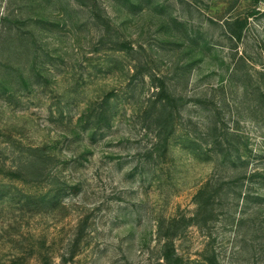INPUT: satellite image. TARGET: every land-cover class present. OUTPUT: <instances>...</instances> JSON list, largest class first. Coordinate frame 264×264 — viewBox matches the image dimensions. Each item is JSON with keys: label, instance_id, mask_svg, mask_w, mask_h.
Here are the masks:
<instances>
[{"label": "rangeland", "instance_id": "obj_1", "mask_svg": "<svg viewBox=\"0 0 264 264\" xmlns=\"http://www.w3.org/2000/svg\"><path fill=\"white\" fill-rule=\"evenodd\" d=\"M169 244L264 264V0H0V264Z\"/></svg>", "mask_w": 264, "mask_h": 264}, {"label": "trees", "instance_id": "obj_2", "mask_svg": "<svg viewBox=\"0 0 264 264\" xmlns=\"http://www.w3.org/2000/svg\"><path fill=\"white\" fill-rule=\"evenodd\" d=\"M256 14H257V11L253 10L247 15L246 18L239 20L237 22L238 30L234 31V36L236 39H240L243 29L247 26L248 20L250 18H253ZM160 92H161L162 98L170 101V96L167 92V88L165 84H162V89L160 88ZM200 209H202L201 206H200ZM201 211L202 210H200L199 212ZM163 260L166 264H179L181 262V260L176 256L175 251H174V246H172V244H169L165 247V253L163 255Z\"/></svg>", "mask_w": 264, "mask_h": 264}]
</instances>
